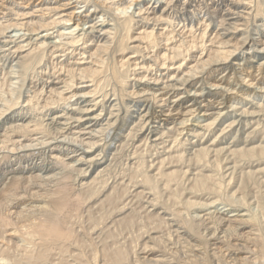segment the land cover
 <instances>
[{"label":"bare ground","instance_id":"6f19581e","mask_svg":"<svg viewBox=\"0 0 264 264\" xmlns=\"http://www.w3.org/2000/svg\"><path fill=\"white\" fill-rule=\"evenodd\" d=\"M258 21L264 0H0V264H264Z\"/></svg>","mask_w":264,"mask_h":264},{"label":"rangeland","instance_id":"374dc122","mask_svg":"<svg viewBox=\"0 0 264 264\" xmlns=\"http://www.w3.org/2000/svg\"><path fill=\"white\" fill-rule=\"evenodd\" d=\"M203 15V14H202ZM202 15H200L199 17H202ZM240 27V28H239ZM237 29H238V31L237 30H235V31H232V30H230L231 32H233L234 33V36H236L235 38L236 39H239V41H242L244 38H245V35L243 36L242 34L244 33V30H245V27L244 26H242V25H240ZM242 27H244V28H242ZM159 28L161 29V26H159ZM159 28H157V30L156 31H159L160 29ZM156 29V28H155ZM159 29V30H158ZM248 36H249V38H251L252 40H254V41H256V42H258V41H260L261 39H263L264 38V22H261V21H258V22H255V23H253L250 27H249V33H248ZM261 38V39H260ZM136 44H138V42H133V43H131L130 44V47H133L134 45L136 46ZM208 46L207 47H209V44H207ZM216 47H217V45H215ZM214 46V47H215ZM256 47V48H255ZM254 47V49H252L251 51H248L247 53H249V55H251L252 53H254V54H257L258 56H264V50H262V48H261V46H259V45H256ZM142 48V47H141ZM144 54L143 55H145L146 56V54H147V51L146 52H143ZM193 53H195V52H193ZM151 55H149V56H146V59H149L151 56H152V53H150ZM128 56H131V54H129ZM132 56H135V57H138V55L136 56V55H132ZM81 62V61H80ZM82 62H84V61H82ZM87 62H89V61H87V60H85V62L84 63H87ZM10 65H15V64H5V68H6V71H9L8 69H9V66ZM2 65H0V70H1V67ZM189 67H190V65H188ZM5 71V70H4ZM4 71H0V77H1V73L3 74V72ZM13 71H17V68H15V69H13ZM136 71H138L137 73H141V71H139V70H136ZM165 74L166 72L165 71H162V72H160V73H158V75L159 74ZM9 78H11V79H13V75H10V76H8ZM7 77V79H9ZM44 80V79H43ZM13 82H16V81H13ZM86 84H80V85H77L76 86V89H77V91H79V89H84V88H82V87H84ZM13 87H16V86H13ZM59 87H61V86H59ZM23 90H21V92L22 93H24V97H29L30 95H31V91L32 90H29L27 87H26V90H25V86L22 88ZM26 91H28V92H30L29 94H25V92ZM29 95V96H28ZM112 99V98H111ZM80 99H79V96H77V97H75V98H73V99H70V101L68 102L67 101V105H68V107H69V109H74L75 110V108H78V107H80V108H84V105L85 104H81V100H83V99H81L80 101H79ZM22 102V101H21ZM262 104H263V106H264V99H262L261 101H260ZM23 103H20V105L18 106V108L19 107H24V108H26V104H23ZM22 105V106H21ZM25 105V106H24ZM80 105V106H79ZM78 106V107H77ZM245 109H247L248 111L250 110V108H251V105H246L245 107H244ZM8 113H6V115H7ZM236 115H239L238 113L236 114ZM250 117V116H249ZM254 119V117H250L249 119ZM243 119V118H242ZM237 120H240V119H238L237 118ZM192 123V122H191ZM193 124V123H192ZM202 124H204V123H202ZM223 125H225V123L223 124ZM224 126H222V127H220V129L221 128H223ZM190 128V129H189ZM188 128V130H191V127H189ZM234 130H240V127H235V129ZM203 132V131H202ZM200 133V134H203V133ZM218 132V133H217ZM228 132V133H227ZM216 133V134H215ZM215 133L214 134H212L214 137L216 136V135H218L219 134V127L216 129V131H215ZM233 133V134H232ZM241 132H239V134H237V136H236V138L234 139V137H235V135L234 134H236V133H234L233 132V129H231V130H229L228 129V131L226 130V132H225V136H224V139H223V141L221 142V141H219V142H215V144L214 145H219L218 146V148H223L224 147V150H223V154H226L227 152V150L231 147V145L233 144V143H236V140L238 141L239 139H243V137L245 136H242L241 134H240ZM212 135H206L205 136V138L204 139H202L201 140V142L202 143H205V141H208V140H210V142L212 141V139H213V136ZM229 135V136H228ZM220 136V138L222 137V135H219ZM207 137V138H206ZM219 138V139H220ZM245 138V137H244ZM191 139V138H190ZM234 139V140H233ZM181 140V139H180ZM216 141H218V139L216 140ZM233 142V143H230V142ZM192 142H197V139H192ZM210 142H208V144H206V145H209L210 144ZM230 144V145H229ZM192 146L190 145V146H187L186 145V147H185V149H187L186 151H189V148H191ZM228 147V149H226ZM213 147H210V150H214V149H212ZM159 151H161V150H159ZM156 165V164H155ZM254 165H256V164H254ZM169 166H166V168H168ZM264 166L262 165L261 167H259V168H263ZM173 168V167H172ZM169 169H171V168H169ZM198 169L199 170H201V169H203V170H201L202 172V174H206V171L204 170V168H200V167H198ZM254 170H257L256 168L254 169ZM148 173L151 175V174H154L153 172H151V171H149L148 170ZM192 173H194V174H192ZM188 176V178H190V177H193L194 175H196V173L195 172H191V174H187ZM191 179V178H190ZM219 208H221V207H219ZM134 246V245H133ZM132 261H134V259H132L131 260V264H134V263H132Z\"/></svg>","mask_w":264,"mask_h":264}]
</instances>
